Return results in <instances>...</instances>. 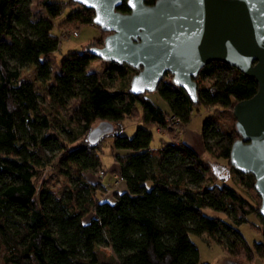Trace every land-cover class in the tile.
<instances>
[{"label": "trees", "instance_id": "1", "mask_svg": "<svg viewBox=\"0 0 264 264\" xmlns=\"http://www.w3.org/2000/svg\"><path fill=\"white\" fill-rule=\"evenodd\" d=\"M38 5L48 17L34 18L33 0H0V243L6 247L5 262L200 264L192 233L228 248L233 264H240L243 257L253 259L252 248L237 225L247 222L251 212L261 215L262 198L255 189V177L237 170L230 157L240 136L234 107L257 93V80L213 61L197 79L199 103L195 104L183 88L168 80L169 75L157 90L169 104L167 111L146 93L130 91L125 80L131 82L137 70L128 64L109 62L105 69L108 78L124 79V88L120 85L117 90L89 71L97 57L88 49L103 44L106 32H102L104 36L91 41L84 52L64 57L43 106L34 84L21 79V68L36 65L42 81L52 78V58L60 45L53 33L55 20L68 6L80 4L41 0ZM118 9L130 11L126 1ZM94 15L93 9L80 5L60 26L93 24ZM73 99L80 103L67 118L62 110ZM200 105L214 110L203 125L207 151L237 170L238 180L252 192L251 200L233 186L218 183L214 166L183 139ZM171 115L180 118L179 126L166 129ZM126 118L143 120L133 137L117 132ZM105 120L115 124L110 134L114 147L131 151L116 154L119 167L111 171L124 177L128 191L116 185L113 201L107 200L101 178L96 183L75 178L77 186L64 196L49 190L41 180L52 162L48 151L63 150L62 163L77 164L84 176L107 175L100 151L109 135L96 144L88 140L93 122ZM155 128L169 136L160 147L152 145ZM207 209L224 213L233 222L210 216ZM256 245L264 255V241Z\"/></svg>", "mask_w": 264, "mask_h": 264}, {"label": "water", "instance_id": "2", "mask_svg": "<svg viewBox=\"0 0 264 264\" xmlns=\"http://www.w3.org/2000/svg\"><path fill=\"white\" fill-rule=\"evenodd\" d=\"M95 11L93 24L108 32L100 46L88 50L97 58L135 68L130 91L156 92L171 76L199 103L198 77L204 66L221 61L254 77L259 89L234 107L239 138L231 164L255 177L264 217V0H73ZM130 8H118L124 2ZM115 132L101 121L88 134L92 144Z\"/></svg>", "mask_w": 264, "mask_h": 264}, {"label": "rangeland", "instance_id": "3", "mask_svg": "<svg viewBox=\"0 0 264 264\" xmlns=\"http://www.w3.org/2000/svg\"><path fill=\"white\" fill-rule=\"evenodd\" d=\"M41 0H33V10L34 18H44L48 17V13L45 9L38 5ZM64 3H69L70 0H57ZM68 6L61 17L55 20V27L53 33L60 38V45L52 58V78L48 81H42L39 77V72L36 65H29L21 68V79L24 81L32 82L40 94L41 102L45 106V100L48 92V87L55 82L57 74L60 72V64L64 57L68 56L71 52H84L88 49L91 41L100 40L104 34L99 26L95 24H80L77 27L65 28L61 27L60 24L66 16L73 11V9L80 8V5ZM77 32L78 34H75ZM108 34V32H106ZM109 66V62L103 61L96 58L92 61L89 71H95L98 73L100 78L107 80L109 87L112 90H117L121 85L124 88L122 82L124 79H118L117 77L108 78L105 69ZM132 71V70H131ZM171 80V77H168ZM130 80L126 79L125 82ZM211 80H206V84H210ZM146 97L156 101L164 109H169L168 102L161 97V95L156 92L146 93ZM80 101L78 99H73L68 107L64 108L63 114L69 118L73 115V111L79 106ZM47 106V105H46ZM214 113V110L207 109L205 106H196L192 119L185 127L183 132V139L193 145L198 152L214 166V172L218 175L220 184L227 183L230 186L236 188L245 198L251 200L252 192L249 191L247 186L242 185L241 181L238 180L239 173L237 170L231 168L224 159H218L211 156L207 151L204 140H203V125L205 120ZM99 121L93 122V126H96ZM143 125L142 118H126L122 121L121 126H118L117 132L122 135L133 137L139 126ZM179 125L173 126L177 128ZM155 134L154 141L152 143L153 147H160L163 145L164 141L169 140V138L164 134L160 133L156 128L153 130ZM162 132H166L163 130ZM167 133V132H166ZM102 150L100 151V156L104 168L107 170V175L104 180L108 182L110 179L111 171L116 166V154H128L131 151L128 149H119L114 147V137L112 135L107 136L102 142ZM52 156V162L47 165L43 177L41 178L43 184L46 185L49 190H52L58 196H64L77 186V181L75 178L80 180H90L96 183L101 177V175L87 174L84 176L80 172L79 166L75 163L68 162L62 163V158L65 155L63 150H56L55 152L48 151ZM117 187V186H116ZM110 196V195H109ZM107 197V200L112 198ZM110 198V199H109ZM206 213L210 216H220L233 222L226 214L220 213L213 209H207ZM237 228L244 235L248 244L252 248L254 253L253 259L249 260L245 257L239 259L240 264H264V255L257 252L256 243L264 241V220L260 214L257 212H251L248 215V221L237 225ZM191 238L197 244L201 259L200 264H233L232 254L228 248H226L221 243L214 240H210L207 236H199L196 234H191ZM228 241V239H227ZM229 243V242H228ZM6 253V247L4 244L0 243V264H7L4 260V255Z\"/></svg>", "mask_w": 264, "mask_h": 264}, {"label": "crops", "instance_id": "4", "mask_svg": "<svg viewBox=\"0 0 264 264\" xmlns=\"http://www.w3.org/2000/svg\"><path fill=\"white\" fill-rule=\"evenodd\" d=\"M163 108V107H162ZM164 109V108H163ZM165 110H167V111H170L169 109H165ZM160 133H162L163 135L165 134L168 138H169V136H168V134L166 133V132H162L163 130L162 129H160V128H156ZM189 144V143H188ZM189 145H191V144H189ZM192 147H194L193 145H191ZM194 149L198 152V150L194 147ZM199 153V152H198ZM200 154V153H199ZM119 166H118V164H117V162H116V166L113 168V169H115V168H118ZM104 178H105V176H103V177H101V181L104 183V186H105V188L108 190V192H107V195L110 197V198H112L111 196L113 195L112 194V191H113V189L115 188V186H116V184H115V180H114V176L112 175H110V179L108 180V182H106L105 180H104ZM106 179V178H105ZM120 187V189L122 190V191H128V188H127V185L126 184H122L121 186H119ZM109 198V199H110ZM110 200H112L113 201V199H110Z\"/></svg>", "mask_w": 264, "mask_h": 264}, {"label": "built area", "instance_id": "5", "mask_svg": "<svg viewBox=\"0 0 264 264\" xmlns=\"http://www.w3.org/2000/svg\"><path fill=\"white\" fill-rule=\"evenodd\" d=\"M75 34H78L77 32H75ZM167 128L166 129H173V126H176L177 124L180 123V118L174 116V115H171L168 117L167 119ZM103 172H101L102 174ZM114 180H115V184L117 186H121L124 182H125V179L124 177L120 174V173H114Z\"/></svg>", "mask_w": 264, "mask_h": 264}]
</instances>
